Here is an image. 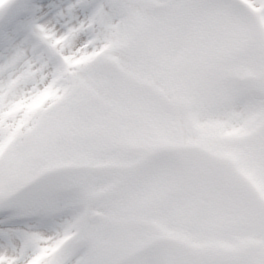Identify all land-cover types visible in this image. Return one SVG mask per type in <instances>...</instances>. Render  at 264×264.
<instances>
[{"label":"rangeland","instance_id":"374dc122","mask_svg":"<svg viewBox=\"0 0 264 264\" xmlns=\"http://www.w3.org/2000/svg\"><path fill=\"white\" fill-rule=\"evenodd\" d=\"M109 2L116 7L104 10L95 26L96 44L90 48L93 52L101 48L110 49L109 52L96 65L74 70L71 95H63L65 99L61 101L56 99L53 105L46 106L47 110L44 107L36 121L23 126L22 134L17 128L26 123L22 117L26 104L37 102L40 96L33 94L34 87L24 97L22 94L43 82L39 83L35 75L20 85V72L34 58L28 46L10 53L0 47V112L4 116L0 113V142L15 138L12 129L19 132L14 146L0 163V205L20 201L26 212L69 218L76 217L75 208L84 201L92 213L88 227L75 242L82 253H89L88 244L93 264H116L115 259L134 255L142 245L149 250L135 264H210V259L218 256L238 258L248 245L264 248V226L236 232L237 239L227 236L236 226L231 212H241L218 202L227 199L223 194L225 187L232 197L243 193L242 185L233 186L229 179L225 180L227 162L246 174L264 196V115H259L264 111V19L254 13V17L245 14L234 4L235 0H199L196 4L193 0ZM148 3L162 6L164 12L151 11ZM46 36L45 31L39 50L54 44L55 38ZM82 36L84 33L76 34L70 44L59 47L60 52L74 56ZM91 51L85 58L87 63ZM89 67H93L90 71L94 70V74L84 76V86L80 75ZM112 68L116 69L114 73ZM6 78L19 82L9 101L1 102ZM47 83L42 84L43 88ZM151 87L157 89L159 101H153L150 92L142 91ZM168 96L184 104V113L169 106ZM20 105L25 107H21L22 112ZM239 109L243 113L238 114ZM256 114L258 120L254 118ZM179 119H184V123L178 124ZM243 122L246 133L239 138L230 136L232 128H241ZM198 126L203 129V135L195 130L201 145L192 143L195 139L190 136V130ZM33 142L42 146L43 154ZM170 144L179 149L172 151L174 155L149 160L155 150ZM30 145L35 150L29 151ZM187 147L201 148L227 162H218L220 168L204 167L198 163L203 162L200 158L194 160L186 155V151L195 154V149ZM38 158L43 160L38 162ZM154 161L160 164L145 166ZM189 165L195 170L188 172L203 175L183 176L182 169ZM63 166L77 167L81 176L62 172ZM152 173L155 180H151ZM136 174L140 177L135 179ZM199 176H204L198 184L201 192L193 194L190 189L194 190ZM79 178L86 183L81 185ZM131 180L137 184L132 185L134 189L119 194ZM30 186H34V191L14 198V193ZM55 194L62 195V199L55 198ZM176 199L177 203L181 201L182 214L158 210L166 222L162 224L166 238L173 243L169 242V248L157 244V250L150 252L153 248L146 238L138 242L133 230L123 223L145 219L129 207L144 205L143 208L154 211L152 204L176 203ZM261 217L264 223V215ZM142 221L159 223L152 219ZM153 236L161 238L154 232ZM80 243L85 244L84 248ZM146 246L142 248L147 249ZM120 249L121 253L116 254ZM186 251L192 256H184ZM83 259L92 264L88 258Z\"/></svg>","mask_w":264,"mask_h":264},{"label":"snow or ice","instance_id":"6c2138e0","mask_svg":"<svg viewBox=\"0 0 264 264\" xmlns=\"http://www.w3.org/2000/svg\"><path fill=\"white\" fill-rule=\"evenodd\" d=\"M115 7L109 0H0V47L10 53L38 45L53 26L59 37L87 23L97 9ZM238 7L264 19V0L247 4L251 13ZM57 219L26 212L20 201L0 205V264H86L77 242L60 245Z\"/></svg>","mask_w":264,"mask_h":264},{"label":"bare ground","instance_id":"6f19581e","mask_svg":"<svg viewBox=\"0 0 264 264\" xmlns=\"http://www.w3.org/2000/svg\"><path fill=\"white\" fill-rule=\"evenodd\" d=\"M87 28V27H86ZM81 29L82 28H80V25L77 27V28H75L74 30H71V31H69V32H67V33H64L61 37L59 36V37H57V35H56V30H54V26L52 27V28H49L46 32L47 33H51V34H53V36L54 37H56V39H63L64 37H65V35L66 36H68V38H66L65 40H67L66 41V43H69L70 42V39H72L73 38V36H75L76 34H79V32L81 31ZM81 33V32H80ZM81 34H83V33H81ZM64 40V41H65ZM92 42H89V40L86 38V35H85V37L84 36H82V38H81V43H79V45H78V47H77V51H75V55L73 56V58H74V60L75 61H77L78 62V60H80V61H85L86 59L85 58H87V55H88V53L90 52V50L91 49H89L90 48V44H91ZM86 44H89V46L88 47H86ZM70 58V57H69ZM33 63L32 62H30V63H28V64H26L25 65V67H27V66H31ZM35 69H38L37 67H34ZM40 87V86H39ZM239 112H238V114H240V113H243L240 109L238 110ZM247 118V117H246ZM245 118V120H247ZM249 119H250V117H249ZM246 130H247V126H246V124H245V122H243V126L241 127V128H232V134H230V135H233V136H236V137H240V136H242L244 133H246ZM224 135H226V133H224Z\"/></svg>","mask_w":264,"mask_h":264},{"label":"clouds","instance_id":"9594fccd","mask_svg":"<svg viewBox=\"0 0 264 264\" xmlns=\"http://www.w3.org/2000/svg\"><path fill=\"white\" fill-rule=\"evenodd\" d=\"M264 212V208L261 209ZM210 264H246V261L243 257L234 258L229 256H223L220 259L210 262Z\"/></svg>","mask_w":264,"mask_h":264}]
</instances>
